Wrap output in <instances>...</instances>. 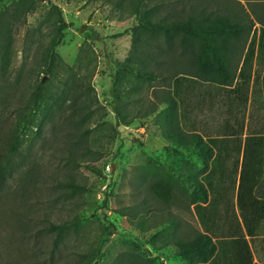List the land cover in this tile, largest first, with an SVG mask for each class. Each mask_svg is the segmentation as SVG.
Listing matches in <instances>:
<instances>
[{
  "label": "rangeland",
  "instance_id": "374dc122",
  "mask_svg": "<svg viewBox=\"0 0 264 264\" xmlns=\"http://www.w3.org/2000/svg\"><path fill=\"white\" fill-rule=\"evenodd\" d=\"M15 1L0 0V11ZM183 1L229 8L242 20H255L234 56L232 85L187 74L185 61L178 58L151 65L167 79L139 80L122 70L130 55L131 28L138 22L129 7L122 10L102 0H50L68 23L56 51L65 64L74 66L78 79L93 87L94 118L85 126L91 127L88 144L79 148L73 146L77 135L72 136L74 128L68 122L71 110L51 113L41 127L34 124L42 115L25 124L20 157L15 158L20 166L0 184V264H73L91 260L93 254V264H186L175 255V247L162 244L214 227L217 232L219 224H238L244 218L264 222V152L255 188L263 199L246 213L238 202L246 138L259 139L256 143L264 149V24L256 21L264 20V0ZM50 6L39 2L14 26L10 68L1 69L9 64L0 60V158L7 134L37 81L35 60L53 36L46 20ZM41 78L46 82L49 76ZM53 82L55 86L57 80ZM133 83L137 90H131ZM54 86L49 84L57 92ZM169 92L178 98L181 128L187 134L200 133L215 148L216 158L203 176L201 156L192 148L175 152L162 135L157 113L165 104L158 94ZM116 93L128 100L130 114L139 116L131 125L117 127L118 134ZM33 134L37 138L31 140ZM247 161L254 164L253 152ZM191 172L207 186L208 202L192 203ZM150 187L157 189V196ZM78 220L79 228L74 224ZM64 223L70 228L57 240L53 225ZM155 233L157 246L151 239Z\"/></svg>",
  "mask_w": 264,
  "mask_h": 264
},
{
  "label": "trees",
  "instance_id": "16d2710c",
  "mask_svg": "<svg viewBox=\"0 0 264 264\" xmlns=\"http://www.w3.org/2000/svg\"><path fill=\"white\" fill-rule=\"evenodd\" d=\"M41 1H48L51 4L50 14L46 20L52 26L51 33L53 36L41 48V52L35 60L38 69L37 81L30 97L17 114L15 123L7 134L8 139H5L7 148L0 158V184L11 177L20 166L15 158L20 157L21 134L22 129L26 128L27 122L35 121L42 115L41 122L34 124V126L41 127L51 113L55 115L57 111L71 110L68 122L74 128L75 134L72 136L77 135L73 141V146L75 148L84 147L90 138L91 131L89 130L91 127L86 128L85 126H88L94 118V112L90 110L96 101L91 96L93 87L90 83L88 85L84 83L83 78L78 79L74 66L65 64L56 51L63 40L65 29L68 27L63 13L57 5L51 3L50 0H16L12 5L0 11V60L9 64L1 67V69L3 68L5 71L11 65V31L14 26L24 22L27 16L36 10ZM102 1L107 4L111 3L115 8L122 10L129 7L138 20L131 28L130 55L122 69L129 70L137 79L150 83L160 78L167 79L168 76L155 70L151 65L165 64L169 62V59L175 60L176 58L184 60L187 74L195 75L196 78L222 86H230L236 79L233 59L240 47L244 46L251 32L252 26H248V24L254 26L255 20L249 22L242 20L238 16L232 15L229 8L221 10L198 2L184 4L183 0ZM256 21L264 24V20L259 17ZM246 58L240 75L244 70ZM42 74L49 76L48 81H43ZM122 77L123 75L120 73L117 80L121 81ZM175 78L177 79L178 76ZM55 80H57V84L54 86L53 81ZM49 84L54 86L57 92L50 89ZM138 88L135 83L131 86V90ZM116 96L113 101L116 118L114 131L118 134L117 127L129 126L139 116L130 114L128 100L123 99L119 93H116ZM158 97L165 104V107L157 113L158 125L163 137L172 144L177 153L183 152V149L192 148L193 153L199 154L201 156L199 166L202 168L200 176L205 175L211 167V162L216 158L213 144L200 133L187 134L181 128L178 122L179 103L174 92L173 94L170 92L158 94ZM155 111L156 109L147 112L146 115ZM100 121L102 122V119H99ZM36 138L34 134L31 136V140ZM258 140L254 136L247 137L243 151L238 202L245 209V213L247 207H254V203L256 204L260 199H263L258 198L255 192L257 174H259V159L264 152V149L257 144ZM137 141L142 142V139L137 137ZM87 152L90 150L81 154V158H84ZM250 152L254 153L255 161L251 165L247 161ZM70 156L76 158L72 150ZM256 167L258 168L255 169ZM200 178L197 173H190L188 182H190L192 189V203H206L209 199L208 188ZM150 188L151 192L157 196V189ZM105 203L107 202L105 201ZM144 219L145 217H142V220ZM244 219L243 221L246 223L254 221L248 218L247 220ZM74 224L79 228L81 221L78 220ZM69 228L66 223L53 225V229L57 230V240H60ZM158 235L159 233L151 235L155 246H157ZM163 245L175 247V255L182 257L186 264H206L209 261H215L219 253L218 243L209 233L205 232H199L188 239L176 238L173 241H166ZM239 252L241 253L242 250L240 249ZM90 257L91 260L82 259L73 264H93L94 254Z\"/></svg>",
  "mask_w": 264,
  "mask_h": 264
},
{
  "label": "crops",
  "instance_id": "0c3cea01",
  "mask_svg": "<svg viewBox=\"0 0 264 264\" xmlns=\"http://www.w3.org/2000/svg\"><path fill=\"white\" fill-rule=\"evenodd\" d=\"M263 228V220L250 223L242 220L238 224L221 223L217 232L216 227L204 231L214 238L219 249L215 261L206 264H264Z\"/></svg>",
  "mask_w": 264,
  "mask_h": 264
},
{
  "label": "built area",
  "instance_id": "2783aa9c",
  "mask_svg": "<svg viewBox=\"0 0 264 264\" xmlns=\"http://www.w3.org/2000/svg\"><path fill=\"white\" fill-rule=\"evenodd\" d=\"M163 261H165V258H162Z\"/></svg>",
  "mask_w": 264,
  "mask_h": 264
}]
</instances>
